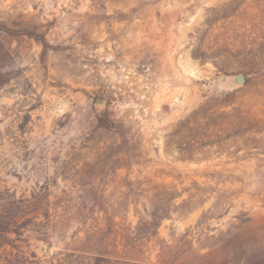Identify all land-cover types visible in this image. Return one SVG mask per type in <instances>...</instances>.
I'll return each instance as SVG.
<instances>
[{
    "label": "rangeland",
    "instance_id": "rangeland-1",
    "mask_svg": "<svg viewBox=\"0 0 264 264\" xmlns=\"http://www.w3.org/2000/svg\"><path fill=\"white\" fill-rule=\"evenodd\" d=\"M0 23L47 44L0 30V222L23 257L100 229L144 264H264V0H0Z\"/></svg>",
    "mask_w": 264,
    "mask_h": 264
},
{
    "label": "trees",
    "instance_id": "trees-1",
    "mask_svg": "<svg viewBox=\"0 0 264 264\" xmlns=\"http://www.w3.org/2000/svg\"><path fill=\"white\" fill-rule=\"evenodd\" d=\"M0 30H5L9 33L21 34L34 38L39 41L44 47L47 48V44L43 34H38L34 31L29 30H18L13 31L3 24L0 23ZM100 124L103 127H111V124L104 119L100 120ZM152 227L155 228V235L157 234V229L159 227V222L156 219L151 221ZM9 224L0 222V263L3 264H36L37 257L33 254L32 258L27 256H22L23 253L19 251L21 248L19 242L20 238H12L10 235L14 232ZM101 233L99 229L98 232L88 236L84 241L83 250H76L73 253L66 254L64 259L60 261V264H144V260L141 259L142 251L139 249L127 250L122 247L117 250V248L112 249L111 245L107 242L105 237L95 238V236ZM17 236H20L16 233ZM93 237V238H92ZM117 245V244H116ZM122 246V245H121ZM125 247V246H124ZM140 258V259H139ZM39 261V260H38Z\"/></svg>",
    "mask_w": 264,
    "mask_h": 264
},
{
    "label": "water",
    "instance_id": "water-1",
    "mask_svg": "<svg viewBox=\"0 0 264 264\" xmlns=\"http://www.w3.org/2000/svg\"><path fill=\"white\" fill-rule=\"evenodd\" d=\"M232 83L234 86H245L246 78L244 74H239L235 78L232 79Z\"/></svg>",
    "mask_w": 264,
    "mask_h": 264
}]
</instances>
